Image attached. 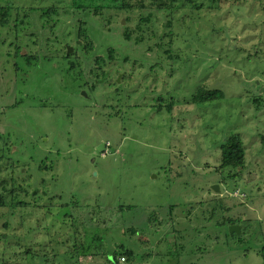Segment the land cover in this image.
Segmentation results:
<instances>
[{
    "label": "rangeland",
    "instance_id": "obj_1",
    "mask_svg": "<svg viewBox=\"0 0 264 264\" xmlns=\"http://www.w3.org/2000/svg\"><path fill=\"white\" fill-rule=\"evenodd\" d=\"M6 5L0 180L22 193L0 207V264H111L121 247L133 264H264V0ZM200 89L215 96L193 103ZM232 134L245 167L220 182Z\"/></svg>",
    "mask_w": 264,
    "mask_h": 264
},
{
    "label": "trees",
    "instance_id": "obj_2",
    "mask_svg": "<svg viewBox=\"0 0 264 264\" xmlns=\"http://www.w3.org/2000/svg\"><path fill=\"white\" fill-rule=\"evenodd\" d=\"M199 0H113V2L117 3V6L113 8H117L120 11L125 13L133 12V11H144L150 8H160L164 10H172L176 11L177 9H183L185 6L192 7L195 3H198ZM96 10V9H95ZM10 7L9 6H0V25H4L7 22V18L9 16ZM86 28L84 27V22L78 21V25L76 28L77 36L80 38H84V40L88 39L87 34L85 33ZM170 34V33H169ZM77 37V39H78ZM124 38L127 39L126 33H124ZM157 46V48H162L161 43ZM169 42L167 43V45ZM81 48L85 51L91 50V44L82 43ZM166 50V49H164ZM163 50V51H164ZM166 52V51H165ZM108 55H111L112 48L107 49ZM171 55V51L168 50V55ZM67 58V56H65ZM76 59V58H75ZM112 61V60H111ZM100 62V58H98V65ZM110 63V62H109ZM74 67V63L70 65V68ZM102 74L101 77L104 76V72H100ZM100 73L95 72L94 77H100ZM115 83V82H114ZM216 91H210L205 89L198 90L192 97L191 101L196 104L203 103L209 99H212L215 96ZM257 102V99H254V103ZM264 140V138H263ZM262 140V141H263ZM221 150V158L219 168L227 170L226 176L220 179V182H225L226 180H235L238 177V170L243 169L245 167V150L244 144L241 137L237 134L229 135L220 146ZM13 180V179H12ZM11 180V182H12ZM219 192V191H218ZM22 193L19 190H16L12 183L5 182L0 180V207L9 206L13 208V205L16 203L15 197ZM19 206L26 207L27 204L23 202H18ZM111 264H133L135 253L131 249H114L111 253ZM124 258V262H120V258Z\"/></svg>",
    "mask_w": 264,
    "mask_h": 264
},
{
    "label": "water",
    "instance_id": "obj_3",
    "mask_svg": "<svg viewBox=\"0 0 264 264\" xmlns=\"http://www.w3.org/2000/svg\"><path fill=\"white\" fill-rule=\"evenodd\" d=\"M71 51V47H67V52L66 54L70 53ZM99 150H104V144H101L99 147H98ZM213 191L218 193V186H213L212 187ZM229 230L231 233H239L240 232V228L238 226H230L229 227Z\"/></svg>",
    "mask_w": 264,
    "mask_h": 264
},
{
    "label": "built area",
    "instance_id": "obj_4",
    "mask_svg": "<svg viewBox=\"0 0 264 264\" xmlns=\"http://www.w3.org/2000/svg\"><path fill=\"white\" fill-rule=\"evenodd\" d=\"M234 195L236 196V195H237V193H235ZM120 262H122V263H123V262H124V258H122V257H121V258H120Z\"/></svg>",
    "mask_w": 264,
    "mask_h": 264
}]
</instances>
